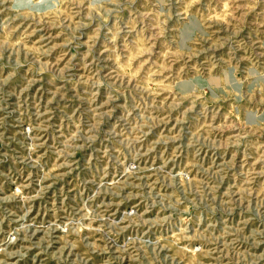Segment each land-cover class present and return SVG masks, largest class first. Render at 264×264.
I'll return each instance as SVG.
<instances>
[{
  "label": "rangeland",
  "instance_id": "obj_1",
  "mask_svg": "<svg viewBox=\"0 0 264 264\" xmlns=\"http://www.w3.org/2000/svg\"><path fill=\"white\" fill-rule=\"evenodd\" d=\"M0 264H264V0H0Z\"/></svg>",
  "mask_w": 264,
  "mask_h": 264
},
{
  "label": "bare ground",
  "instance_id": "obj_2",
  "mask_svg": "<svg viewBox=\"0 0 264 264\" xmlns=\"http://www.w3.org/2000/svg\"><path fill=\"white\" fill-rule=\"evenodd\" d=\"M147 132V131H146Z\"/></svg>",
  "mask_w": 264,
  "mask_h": 264
}]
</instances>
